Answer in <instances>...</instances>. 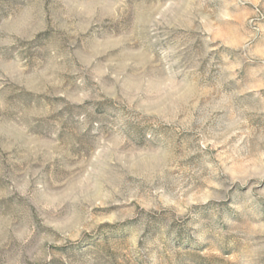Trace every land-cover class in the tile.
I'll return each mask as SVG.
<instances>
[{
  "label": "clouds",
  "instance_id": "clouds-1",
  "mask_svg": "<svg viewBox=\"0 0 264 264\" xmlns=\"http://www.w3.org/2000/svg\"><path fill=\"white\" fill-rule=\"evenodd\" d=\"M0 264H264V0H0Z\"/></svg>",
  "mask_w": 264,
  "mask_h": 264
}]
</instances>
